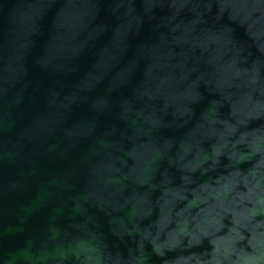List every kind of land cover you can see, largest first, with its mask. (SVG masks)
<instances>
[{"label":"water","instance_id":"1","mask_svg":"<svg viewBox=\"0 0 264 264\" xmlns=\"http://www.w3.org/2000/svg\"><path fill=\"white\" fill-rule=\"evenodd\" d=\"M0 264H264V0H0Z\"/></svg>","mask_w":264,"mask_h":264}]
</instances>
